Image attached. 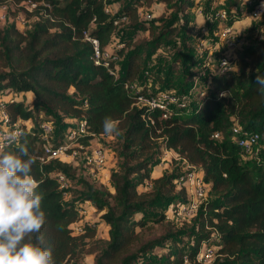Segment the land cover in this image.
<instances>
[{
  "label": "trees",
  "instance_id": "trees-1",
  "mask_svg": "<svg viewBox=\"0 0 264 264\" xmlns=\"http://www.w3.org/2000/svg\"><path fill=\"white\" fill-rule=\"evenodd\" d=\"M26 1H44L49 8L10 11L11 15L20 12L26 20L35 19L28 32L22 33L14 22L0 26V92L29 94L30 101H0L5 116L4 120L0 117V125L3 122L22 131V142L36 158L33 175L44 181L39 190L45 193L42 208L47 214L41 234L45 246L52 249L56 264H78L84 254H93L91 264H139L140 256L160 243L159 239L140 241L138 230L147 221L164 222L161 207L184 200V191L174 190L176 172L149 178L148 168L160 149L171 150L177 158L201 171L203 181L209 185V200L204 203V211L195 216V227L181 234L166 233L171 248L164 261L143 264H200L195 260L197 248L212 232H216L212 243L217 256L209 264H264V150L260 162L246 167L239 161L241 151L230 130L236 120L244 130L257 132L264 140V91L256 83L257 74L264 76V37L235 54V71L229 75L219 74L216 65L212 71L208 69L207 87L204 83L195 84L193 94H200V98L188 110L162 118L161 110L134 105L136 93H128L123 87L134 81L139 70L136 51L128 54L123 70L115 77L93 64L91 46L82 39V32L88 31L102 49L107 47L120 17L142 27L138 9L151 0H129L115 15L105 10V0H0V4ZM157 1L181 14L183 23L187 22L186 10L198 5L196 0ZM208 6L209 0H205L203 15ZM241 6V0H226L218 8L227 12L237 8L239 12ZM259 19L258 24L264 26V13ZM230 22L229 19L227 24ZM174 23L166 27L168 37L178 33ZM209 23L218 27L217 21ZM161 36H156V40ZM124 46L114 50L116 61ZM114 66L112 62L111 67ZM138 89L139 94L153 93L142 86ZM40 111L44 113L42 118L38 116ZM49 116L82 121L86 132L70 143L83 146L95 135L104 134L105 117L120 121L123 162L119 171L109 173L111 191H98L103 199L97 203L90 195L83 199L91 202L108 227L107 239L100 248L101 240H92L94 228L90 225L83 224L81 232L72 233L70 226L82 215L72 202L63 201L52 175L72 176V164L38 159L44 147L39 125L44 121L53 124ZM27 120L31 122L29 127L25 126ZM214 133L216 138L212 137ZM64 142V130L57 129L50 145L56 147ZM146 180L150 190H138ZM165 224L170 225L168 221Z\"/></svg>",
  "mask_w": 264,
  "mask_h": 264
},
{
  "label": "rangeland",
  "instance_id": "rangeland-1",
  "mask_svg": "<svg viewBox=\"0 0 264 264\" xmlns=\"http://www.w3.org/2000/svg\"><path fill=\"white\" fill-rule=\"evenodd\" d=\"M129 0H105L104 7L111 15H115L120 7ZM201 9L205 8V2L197 5ZM242 7V6H241ZM236 11L237 8H234ZM233 10V11H234ZM187 22L183 23L181 14H176L173 8L163 2L151 0L148 4H143L138 9V22L142 27L131 25L126 19L119 21L109 42L106 45L108 48L116 49L124 46L123 54L115 62L116 73L123 70L125 60L128 54L136 51L139 55L138 65L139 70L133 79L132 83L135 87L141 86L147 91L158 90H173L178 95H183L186 98V108L194 105L200 98V94H193L195 84H203L207 87L206 75L207 67L203 66L204 59L196 55L198 43L206 38L213 40L214 33L218 27L216 24L207 22L204 16L197 8L186 10ZM176 17V19H174ZM34 18L25 21L23 26L18 25L19 30L24 33L28 32L33 27ZM229 21V20H228ZM260 19L253 23H243L235 26V31L243 39L242 49L253 44L257 39L264 37V26L260 23ZM175 24L178 28L177 35H166V27L170 24ZM8 24V23H7ZM3 24V25H7ZM2 25V26H3ZM1 26V25H0ZM162 36L156 40V36ZM202 55L205 54V50ZM204 57V55H203ZM213 65L209 69L212 71ZM0 92V101L8 98L20 99L24 103L30 101L29 94H11L10 92ZM1 116V111H0ZM41 118L44 116L42 111L38 112ZM52 138L57 129L67 130L71 126V121L68 118L52 119ZM31 122L27 120L25 126L29 127ZM122 132L119 135H95L88 145H98L106 152V163L99 169H94L85 164L81 165L82 157L78 156L75 159L65 158L74 167L72 176L66 177L62 182V199L63 201L72 202L75 206L82 205L84 214L82 219L73 223L70 227L72 233L82 231V225L87 224L94 228L92 240H101L99 248L103 246V241L107 239V225L99 219V212L95 211L91 206V202H84L86 195H90L95 203L101 201L103 196L98 195V191H111L108 180L111 171H119L123 162V153L121 151ZM50 144V142H49ZM264 150V140L260 138L256 150L245 155V158H239L241 163L250 168L252 165L261 161V153ZM183 161L176 157L171 150L160 149L159 156L154 159L153 165L149 166V178L162 177L176 172L181 173L184 170ZM151 185L148 180L138 186V190H150ZM175 184V189L177 190ZM162 213L165 208L161 207ZM134 217H140V214H135ZM154 223L147 221L144 226L138 230L140 241L159 239L160 243L156 245L151 252L140 256L139 264L147 261L162 262L165 260L166 252L171 248L170 237L165 236L168 232L177 231L179 234L184 233L191 227L196 226V218L188 220L168 221L170 225ZM96 246V245H93ZM93 254H84L78 264H91Z\"/></svg>",
  "mask_w": 264,
  "mask_h": 264
},
{
  "label": "built area",
  "instance_id": "built-area-1",
  "mask_svg": "<svg viewBox=\"0 0 264 264\" xmlns=\"http://www.w3.org/2000/svg\"><path fill=\"white\" fill-rule=\"evenodd\" d=\"M198 5L205 2V0H196ZM226 0H209V6L204 13V19L210 22L217 21L218 29L214 33L213 40L205 39L198 43L197 53L203 59V66L209 69L210 65H216V71L221 75H229L235 71L232 61L235 54L241 51L243 39L235 31V26L243 23L256 21L264 13V2L255 0H241L242 7L239 12L232 8L228 12L223 8H218ZM38 6L49 8L48 3L40 1L35 2H4L0 4V25L14 22L16 26H23L26 19L23 18L20 12L11 15L10 11L17 9H24L31 11ZM216 7V8H215ZM202 13L201 7H196ZM234 10V11H233ZM231 20L227 24L228 20ZM119 20H124L120 17ZM82 39L87 41L92 50L93 64L102 66L109 73L117 76L116 67H111V63L115 64L116 55L115 49L108 47L101 48L99 41L88 34V31L82 32ZM119 45H115V48ZM203 49L205 50L204 57L202 55ZM214 59H216L214 61ZM208 78V76H206ZM206 83V82H205ZM128 93H136L134 105L144 106L149 109L161 110L162 118L169 115L182 114L186 108V98L183 95H178L173 90H158L151 94L137 93L138 88L131 82H126L123 85ZM1 111V118L4 120L5 116ZM71 126L64 131L65 142L56 147H52L49 142L52 138V123L44 121L39 125L40 138L44 141L43 152L38 158L40 161L45 162L49 159L64 160L65 158L75 159L82 157V164L90 166L94 169L101 168L106 163V152L101 146L86 145L71 142L77 135L85 133V127L82 121H71ZM18 128L14 126L9 128L3 122L0 125V147L4 146L5 137L9 131H16ZM231 138L235 141L237 147L240 149V158H245V155L256 150V146L260 140V135L254 131H246L236 120L230 128ZM213 138L217 137V133L212 135ZM66 161V160H64ZM184 170L179 173L174 181L178 189L184 191V200L176 203H170L165 208L163 213L164 219L168 221L190 220L194 218L199 211H204V203L209 200L208 198V183L203 181L201 171L192 165H188L183 161ZM58 182L59 189L62 187V182L66 177L62 173L52 174ZM79 214H84L82 205L75 206ZM216 232H212L207 239L202 240L197 248L195 260L200 264H209L215 256L216 246L212 243L215 239ZM186 263V259L183 258Z\"/></svg>",
  "mask_w": 264,
  "mask_h": 264
},
{
  "label": "clouds",
  "instance_id": "clouds-1",
  "mask_svg": "<svg viewBox=\"0 0 264 264\" xmlns=\"http://www.w3.org/2000/svg\"><path fill=\"white\" fill-rule=\"evenodd\" d=\"M256 83L264 91V76L257 74ZM119 124L105 117L103 133L119 135ZM23 136L22 131H9L0 147V264H56L41 234L47 222L45 193L39 190L44 181L33 175L36 158Z\"/></svg>",
  "mask_w": 264,
  "mask_h": 264
}]
</instances>
